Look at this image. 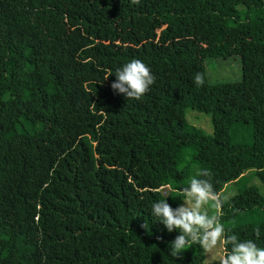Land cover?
<instances>
[{"label":"trees","instance_id":"obj_1","mask_svg":"<svg viewBox=\"0 0 264 264\" xmlns=\"http://www.w3.org/2000/svg\"><path fill=\"white\" fill-rule=\"evenodd\" d=\"M231 56L240 81H208ZM134 58L155 77L139 100L111 87ZM196 168L236 185L222 222L264 247V0H0V264H205L151 215Z\"/></svg>","mask_w":264,"mask_h":264},{"label":"clouds","instance_id":"obj_2","mask_svg":"<svg viewBox=\"0 0 264 264\" xmlns=\"http://www.w3.org/2000/svg\"><path fill=\"white\" fill-rule=\"evenodd\" d=\"M131 3L139 4L140 0H131ZM115 77L111 84L113 91L129 100L141 99L155 83L151 68L135 58L117 68ZM193 83L202 87L205 84L204 74L196 73ZM177 191L183 203L176 208L168 203V199L158 200L151 207V215L169 233H179L170 242L169 254L172 257L180 258L191 246L198 245L213 264H264V247L259 246L256 240L241 239L225 228L222 222L224 201L215 190L210 169L196 168L187 186ZM141 227L151 234L147 221ZM260 231L259 227L254 229L256 239L260 238ZM218 248L223 249V254L213 259L212 254Z\"/></svg>","mask_w":264,"mask_h":264},{"label":"rangeland","instance_id":"obj_3","mask_svg":"<svg viewBox=\"0 0 264 264\" xmlns=\"http://www.w3.org/2000/svg\"><path fill=\"white\" fill-rule=\"evenodd\" d=\"M225 21L216 19L215 25L222 27ZM205 69L208 81L210 82H238L241 79V62L239 56H231L227 58L207 59L205 61ZM186 119L191 123L201 128L203 133L211 135L213 132L211 119L208 114L198 112L196 110L187 109L185 113ZM240 124L239 122L237 123ZM236 125V124H235ZM246 175L251 174V171H246ZM248 185H255L258 187L259 192L264 194V185L257 177L251 176L248 180ZM237 193V187L234 183L230 182L225 185L220 192L222 199H228ZM223 254V249L218 248L213 254V259ZM205 264H213V261L209 259V255L205 256Z\"/></svg>","mask_w":264,"mask_h":264}]
</instances>
